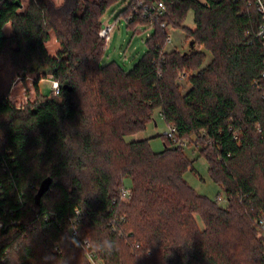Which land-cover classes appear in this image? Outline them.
<instances>
[{
  "label": "trees",
  "instance_id": "16d2710c",
  "mask_svg": "<svg viewBox=\"0 0 264 264\" xmlns=\"http://www.w3.org/2000/svg\"><path fill=\"white\" fill-rule=\"evenodd\" d=\"M121 1L0 0V264H93L67 232L77 211L101 264H264L255 225L264 216L260 15L241 0H139L144 7L131 0L121 16L133 30L152 20L135 9L164 3L166 13L127 71L103 65L99 35ZM190 10L193 30L184 26ZM164 23L182 28L194 48L166 51ZM52 35L60 44L53 55ZM183 73L190 89L182 94ZM27 75L40 96L17 107L14 79ZM47 78L61 83L58 94H40ZM156 111L176 139L161 135L160 152L149 139L127 142ZM193 139L225 207L185 179L193 161L178 141ZM46 178L53 182L36 204Z\"/></svg>",
  "mask_w": 264,
  "mask_h": 264
},
{
  "label": "rangeland",
  "instance_id": "374dc122",
  "mask_svg": "<svg viewBox=\"0 0 264 264\" xmlns=\"http://www.w3.org/2000/svg\"><path fill=\"white\" fill-rule=\"evenodd\" d=\"M127 1L122 0L114 8H112L103 18L102 25H114V29L111 32L110 42H105V56L102 61L103 65H107L111 62H116L122 66L124 70H131L139 61V59L147 51L145 46L146 40L152 36L153 24H138L133 30L129 28L127 20L122 18V12L127 8ZM139 0L136 1V3ZM141 11L140 9H135V11ZM187 19L184 22V26L193 30L195 28V17L194 12L190 10L187 13ZM166 24V23H165ZM166 31L171 36V41H167L166 51L171 52L178 50L181 53H186L190 51V39L187 38V34L182 28H173L166 26ZM58 45L53 40V42L47 45L48 51L53 55L57 49ZM211 62V57L208 55L207 60L204 64L206 66ZM183 74L178 80V85L180 92L183 94L190 89V82L187 80L181 81ZM13 86H17L12 97L14 104L17 107L27 106L28 103L36 101L40 95L34 93L32 90L31 83L33 82V76L27 75L25 81H21V78L15 77ZM16 83V84H15ZM31 87V88H29ZM13 88V87H12ZM33 91V94L30 93ZM40 94L43 96H52V81H44L40 85ZM154 120L148 123L147 128L142 133H137L128 136L126 139L128 141H137L142 139H149L150 147L153 151L160 152L165 149L163 137L161 135H167L169 127L161 118L158 111L154 114ZM186 145L183 147L185 155L193 161L194 170L188 169L185 173V179L194 188L198 194L207 196L213 201H219L222 206H227L226 196L224 190L213 182L210 173L208 171L209 165L206 159L201 155L200 149L190 145L195 144L193 140H187ZM131 180L127 181V186H130ZM198 223L200 228H203V223L198 218ZM256 225V223H255ZM257 226V225H256ZM260 234L264 236V231L260 230Z\"/></svg>",
  "mask_w": 264,
  "mask_h": 264
},
{
  "label": "built area",
  "instance_id": "2783aa9c",
  "mask_svg": "<svg viewBox=\"0 0 264 264\" xmlns=\"http://www.w3.org/2000/svg\"><path fill=\"white\" fill-rule=\"evenodd\" d=\"M131 0H128V2H130ZM219 1H223V0H219ZM244 2H248L250 5L253 3L257 13L260 15V25H259V33H258V37L264 42V0H241ZM137 5L139 7H144V4L141 1L137 2ZM141 13V14H139ZM166 13V6L164 5V3H157L155 5H153L151 8L149 7H145L144 10H142V12H139L138 10L135 11V15L139 14V16L141 18H150L151 23L155 22L156 19L159 16H162ZM166 24H162V28H165ZM114 29V25H106V26H102L99 35L105 40V42H110L111 40V32ZM168 42L171 41V36H168L167 39ZM186 74L183 73V76L181 78V81L186 80ZM52 80V91L54 94H58L61 90V83L57 80ZM13 101V100H12ZM167 137L168 138H173L174 140L176 139V135H177V131L175 128L171 127L169 128V130L167 131ZM179 146L184 147L186 145V141H178ZM4 167H6V170H9L8 167V163L6 161H4L3 163ZM122 192V199L123 200H129L131 198L132 192L128 189V188H122L121 189ZM83 215L82 212L77 211V216L74 218H71L68 220V224H67V232L69 233V235L71 236V238L73 239L74 242L77 243V245L82 248L83 250L86 251L87 253V257L89 258V260L93 263V264H101L98 262V260L96 259L94 253L92 252V250H90L91 248V242L90 239L86 238L85 236H83V232H82V221L80 220V217ZM255 223L257 225V227L260 230L264 231V216L260 215L256 220ZM0 227H3L2 224H0ZM58 247H55V249H57Z\"/></svg>",
  "mask_w": 264,
  "mask_h": 264
},
{
  "label": "crops",
  "instance_id": "0c3cea01",
  "mask_svg": "<svg viewBox=\"0 0 264 264\" xmlns=\"http://www.w3.org/2000/svg\"><path fill=\"white\" fill-rule=\"evenodd\" d=\"M24 2H26L27 0H23ZM63 0H57V2L58 3H61ZM4 31H5V34L6 35H10V33L12 32V27H11V24H8L6 27H5V29H4ZM53 40H55V42L57 43V45H58V47H57V49L55 50L56 52H57V50L60 48V44L58 43V41H57V38H56V36H54V35H52V39H51V41L50 42H48L47 44H46V47H47V45L49 44V43H51V42H53ZM55 52V53H56ZM44 81H52L50 78H47V79H42L41 81H40V84H39V92H40V85H41V83L42 82H44ZM33 82H34V80H33ZM16 84V83H15ZM33 84L34 83H31V87H32V90L34 89V86H33ZM17 86H13V88H12V90H11V96H10V100L12 101V97H14V95H13V91H14V89L16 88ZM31 87H29V88H31ZM35 90V89H34ZM30 93L31 94H33V91H30ZM34 93L36 94V92L34 91Z\"/></svg>",
  "mask_w": 264,
  "mask_h": 264
},
{
  "label": "water",
  "instance_id": "95a60500",
  "mask_svg": "<svg viewBox=\"0 0 264 264\" xmlns=\"http://www.w3.org/2000/svg\"><path fill=\"white\" fill-rule=\"evenodd\" d=\"M192 48H194L193 41L190 43ZM64 89H67V86L63 87ZM53 180L51 178H46L44 179V182L41 184L39 190H38V195L36 196V204L40 203L41 198L45 195V193L50 189V186L52 184Z\"/></svg>",
  "mask_w": 264,
  "mask_h": 264
}]
</instances>
